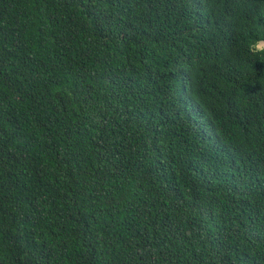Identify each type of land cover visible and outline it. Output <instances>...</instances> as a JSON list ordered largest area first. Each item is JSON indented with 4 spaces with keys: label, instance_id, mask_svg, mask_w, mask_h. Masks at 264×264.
I'll return each instance as SVG.
<instances>
[{
    "label": "trees",
    "instance_id": "trees-1",
    "mask_svg": "<svg viewBox=\"0 0 264 264\" xmlns=\"http://www.w3.org/2000/svg\"><path fill=\"white\" fill-rule=\"evenodd\" d=\"M264 0H0V264H264Z\"/></svg>",
    "mask_w": 264,
    "mask_h": 264
},
{
    "label": "rangeland",
    "instance_id": "rangeland-1",
    "mask_svg": "<svg viewBox=\"0 0 264 264\" xmlns=\"http://www.w3.org/2000/svg\"><path fill=\"white\" fill-rule=\"evenodd\" d=\"M263 44H264V42H258L255 47L260 48Z\"/></svg>",
    "mask_w": 264,
    "mask_h": 264
}]
</instances>
